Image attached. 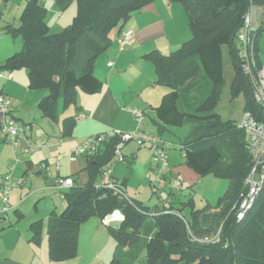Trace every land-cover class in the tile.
Instances as JSON below:
<instances>
[{"label": "trees", "instance_id": "trees-1", "mask_svg": "<svg viewBox=\"0 0 264 264\" xmlns=\"http://www.w3.org/2000/svg\"><path fill=\"white\" fill-rule=\"evenodd\" d=\"M55 1L66 9L73 0ZM155 1L77 0L78 14L73 23L52 34L43 1L27 0L20 25L7 24L1 28L23 40L22 50L9 57L1 69H9L10 73L26 69L29 89L48 91L38 103L42 117L58 122L64 110L76 106L79 91L89 95L100 92L102 82L95 75L98 58L113 45L114 32L119 29L122 32L135 12ZM168 1L185 6L192 37L167 55L154 51L144 57L155 65V83L169 89L161 104L154 108L155 122L160 131L189 126V134L180 147L185 165L198 175L212 173L229 179L230 191L216 206L209 204L201 210L195 208L190 195L180 208L171 205L168 210L152 211L128 197L125 190L118 194L97 188L102 168L115 153L117 141H108L95 156L84 157L89 163L87 184L64 191L66 208L61 214L52 212L48 219L49 257L53 262L77 256L79 230L84 222L92 217L104 221L119 211L123 215L121 226L108 227L116 241L110 264H138L144 252V264H264V203H257L240 222L233 209L245 193V181L252 166L248 138L237 123L223 120L217 111L227 81L226 54L233 71L231 100L243 94V112L263 119V111L253 96V85L243 72L237 38L245 16L253 6H264V0ZM263 30L264 27L251 31L256 69L264 67L258 49ZM77 118L78 114L63 120L61 138L72 136ZM42 167L45 166L41 164ZM125 185L122 182L123 188ZM173 211L183 215L187 222ZM222 223L219 242L202 244L192 240L190 233L197 237L210 235ZM44 227L43 221L30 226L31 242L41 239Z\"/></svg>", "mask_w": 264, "mask_h": 264}, {"label": "rangeland", "instance_id": "rangeland-1", "mask_svg": "<svg viewBox=\"0 0 264 264\" xmlns=\"http://www.w3.org/2000/svg\"><path fill=\"white\" fill-rule=\"evenodd\" d=\"M42 1L48 9L46 21L50 26V31L52 34L62 32L66 27L73 23L75 17L78 14L77 0H73L66 9L60 8L55 0ZM26 4L27 0H10L8 3L4 0H0V71H4L6 74L10 73L9 69H1V67L5 65L6 60L9 57L22 50L23 40L21 36L15 37L12 34L4 33L1 28L6 26L7 24L18 27L20 25V16L24 8L26 7ZM178 4H180V6L183 8L182 10L184 14L187 15L185 6L181 3ZM148 6H146L145 8H147ZM135 13L126 22L127 27L133 24L132 20L135 16ZM86 22H89L88 19L86 20ZM176 25L178 26V22L174 24V22L170 21L167 31V34H169V36L171 35L170 33L172 31V33L174 34V26ZM185 28L187 30L186 38H183L182 41L187 42L192 37L189 21L188 24H186ZM119 32H121V29ZM166 41V36H162L160 43L165 44ZM151 63L155 68L154 63L152 61ZM12 73L14 79L7 80L4 77H0V94L2 91H4V94H6L12 100V108L16 109V114H20V110H22V112L26 111V114L24 115L25 122L21 123L28 131H30V133H32L35 139H37L39 136L55 137L53 128L49 126L48 121L44 120L38 110L39 102L36 104L37 100L32 96L35 93L42 94V92L30 90L28 87V71L26 69H22L12 71ZM230 74H232L231 63L229 57L225 54V75L227 81L217 111L221 114L223 120H232L236 124L238 123L240 115H242V112L244 110L245 96L243 94H240L234 101L231 100L230 85L232 76ZM157 87L158 89L165 88L167 92L169 91V89L165 86L157 85ZM42 91H44L45 93L47 92L46 95L48 94V91ZM60 106L62 108V101L60 102ZM128 109L140 108L129 106L127 110ZM75 114H77L75 105H71L69 109H67L66 111L64 110L62 118ZM148 114L151 115V113ZM146 120L148 121L149 127H154L151 118H147L146 116ZM32 122L34 123L32 125L33 130L32 126H29V123ZM146 132L158 135L167 145V152L169 151V164H172V167H175L174 163H176V168L180 170L181 175L179 176V172L176 173L173 184L171 182V179L173 178L171 177V173H169V176H167L166 178L167 186L162 189L159 188V184L155 181V175L153 171L154 164L152 148L148 145L145 147H141L136 141L128 142L122 149L123 155L126 157V162L118 165L114 171V173H116V177L121 182H126V188H124V190L126 191V195L128 197L140 201L144 206H148L150 208L154 207L155 205H160L163 207V204H167L168 202H171L174 207L180 208L181 203L186 202L189 196L192 195L195 202V208L197 210H201L209 204L212 206H216L220 200L227 197L231 186L229 179L218 177L212 173L204 176L195 173L197 177H194L193 181H191V179L187 176L189 167L184 165L185 158L180 147L189 134V126H185L182 128H169V131H163V133H159V130L157 128L154 133L148 132L147 129ZM2 144L3 142H0V186L3 182L2 178L4 179V177L10 172V167L12 164L11 162L15 157L13 149L11 147H8L7 149L2 150ZM171 152L174 154L173 160H170ZM61 153L62 155L60 154V159L57 160L54 157L52 158V161L48 160V167L45 166L46 164L44 165L46 167V173H40V170H42V168L40 169V165H35L29 172L28 176H24L25 178H23L28 182V187L23 185L24 187L20 186L11 192L9 200L12 207L10 208L9 212H7L6 218H1L0 223V228H6L3 232H1L0 235V264H4L5 256L13 257L10 260V262H12L11 264L26 259V262H22L20 264H30L33 259H36L33 264H62L53 263L50 261L48 254V239L46 227H44L41 239L38 242H30L33 234L32 232H29V226L32 222L40 219L43 215L44 217L48 215L47 211L50 209L49 205L50 207L54 205V199L52 198V196L56 194V196L62 197L60 193H57V191L55 192L54 190V179L57 177L58 173L57 168L60 169L61 167V169L63 170H68V168H70L75 161L65 156L68 155L67 152ZM39 154H42V152ZM39 154L33 156V159ZM83 158L84 157H82L81 160L86 162V160ZM129 158H131V160ZM57 161H59V163H57ZM26 170V168L24 169L23 167H20L18 172L16 171L17 176L23 177L22 174ZM150 175H152L151 178ZM178 187H181L182 190H178ZM16 204L17 206L13 207V205ZM15 209H20L25 214V218L22 219L16 226L17 230H19V232L23 234L24 238L22 239H20L19 235H16L17 231H13L10 230V228H7L10 225V222L14 223L17 221V216L14 212ZM189 212V209L185 211L187 215L189 214ZM4 215H6V213L1 214V217ZM95 218L97 217H92L83 224L86 223V225L90 226L93 221H100L99 218ZM110 219L111 228L118 229L123 222V215L119 211H116L112 215H110ZM222 225L223 223L217 230H215L214 233L210 235L217 233L220 229L222 231ZM212 226L214 227L215 224H212ZM106 230L107 231L105 232V234L107 235V237L95 236L94 238H92L90 235H83L82 256H80V227L78 237V254L77 256L73 257L71 259L72 261L70 260V262H72V264L73 262L75 264H79L81 263L83 257L86 260H89L96 253H98L100 249L104 248L103 258L110 264L116 250V241L110 236L108 229ZM210 235H205L203 237ZM26 240H29V243L31 244L29 247H27L28 243H26ZM42 252H44V256L42 255ZM144 256L145 252L143 253V256L141 255V259L139 260L138 264H144Z\"/></svg>", "mask_w": 264, "mask_h": 264}, {"label": "crops", "instance_id": "crops-1", "mask_svg": "<svg viewBox=\"0 0 264 264\" xmlns=\"http://www.w3.org/2000/svg\"><path fill=\"white\" fill-rule=\"evenodd\" d=\"M182 9L183 8L178 3H171L168 0H157L147 8L142 9L139 12H136L132 20L133 24L127 27L125 23L122 32H119L120 29L117 30V32L113 36L114 37L113 45L108 49V51L105 54L101 55L98 58V61L96 63L95 75L102 82V89L97 94H92V95H89L82 91H79L78 93V100L75 106V110L77 111L78 118L72 136L64 139L61 138L62 123L63 120L66 118V117L65 118L63 117L64 119L62 118L63 113L61 114V117L58 122H52L44 118V120L48 121L49 126L52 127L54 130L55 137L47 136L51 141L52 146L50 148H46L30 156L29 158L23 159L22 162L17 166L15 172L16 171L18 172L20 167H23L24 169L26 168L27 170L22 174L23 176L26 177L28 176L29 172L33 169L35 165L37 166L40 165L39 166L40 169H41V164L43 165L46 164L45 166L48 167L49 165L48 160L52 161V158L54 157L57 160L60 159L62 155L61 152L70 153L79 143H81L85 138L89 136L101 134L110 129H116L125 132L133 130L136 124L132 114L127 110L129 106L144 109L147 112V118H151L154 127H149L148 121L146 120L145 130L147 129L148 132L154 133L157 128L159 130V133L161 132L163 133V131H160L159 126L155 122L156 114L154 108L158 107L161 104L162 99L166 94L167 90L165 88L158 89L157 85L155 84L157 77L156 70L153 64L150 61L146 60L144 57L145 55L154 51H160L161 53L167 55L175 51L178 47H180L184 43L182 39L186 38L187 30L185 26L186 24H188V18L187 15L184 14ZM249 13L252 18V23H251L252 29H258L264 27V6H253ZM170 21L174 22V24L178 22V26L177 25L174 26L175 32L173 34L172 31L170 33L171 35L169 36V34H167V31ZM129 30H132L135 33L134 42L126 50L121 51L118 45V39L121 37V34L123 32ZM162 36L164 37L166 36L167 41L165 44L160 43ZM258 49H259L260 57L264 61V30L262 31V34L260 35L258 41ZM11 74L13 76V73ZM230 75L232 76L231 78V82H232L233 71L232 74ZM2 92L4 93V91ZM39 92H42V94L35 93L34 95H32L37 100L36 104L40 102V100L44 96H46L47 93V92L45 93L44 91H39ZM12 107H13V103H12ZM16 112H17L16 109L12 108V113L18 119H20L21 122H25L24 115L26 114V111L22 112V110H20V114H16ZM148 113H151V115H149ZM53 123L56 124L54 125ZM33 124L34 123L32 122V125ZM32 130H33V126H32ZM165 131H169V129ZM2 145H3L2 150L11 147L7 143H3ZM41 152L42 154H39ZM37 154L39 155L36 156L34 160L33 156ZM167 154L169 158V151L167 152ZM173 157L174 154L171 152L170 160H173ZM83 159H85L86 162L82 161L80 158L77 162L75 161L73 165L70 168H68V170H63L61 169V167L60 169L57 168L58 173H57V177L54 179V190L55 192L57 191V193H60L62 197L56 196V194H54L52 196V198L54 199V205L51 207L49 205L50 209L47 211L48 215H46V217H44L43 215L40 219H37L34 222H32L30 226L35 222L43 221L46 227V224L52 212L61 214L66 208L67 202L64 197V192L55 189L56 181L59 178L71 177L75 180L76 185L87 184L89 180V173L87 170L89 163H88V159L86 158ZM129 159L131 160V158ZM174 166L175 167H172V164L171 165L169 164L168 173H167V176H169V173H171V177L173 178L171 179V182L173 184L176 173L179 172L178 173L179 176L181 175L180 170L176 168L177 167L176 163H174ZM188 171H187V176L191 179V181H193L194 177L197 176L195 172L190 168H188ZM17 172H16V176H17ZM44 172L40 170V173H44ZM113 175L115 179L119 180L116 177V173H114ZM167 176L165 178H167ZM100 182H101V178L99 177L96 184L98 185L100 184ZM24 186L28 187L27 181ZM171 205H172L171 202H168L167 204L164 203L163 207L160 205H155L154 207L152 208L149 207V208L152 211L154 210L164 211V210H168V208H170ZM14 206H17V204L13 205V207ZM14 212L15 215L17 216V221L14 223L10 222V225L7 228H10V230L13 231H17L16 235H19L20 239H22L24 238L23 234H21L19 230H17L16 226L22 219L25 218V214L20 209H15ZM6 216L7 215L3 216V218L5 219ZM30 226H29V232H31ZM108 227H111L110 216L107 217L104 221L101 220L100 221L96 220L95 222L93 221L90 226L86 225V223L81 225V244H79V248H80L79 255L82 256L83 235H90L92 238H94L95 236L107 237L105 232L107 231L106 229H108ZM1 228H3V230H1ZM1 228H0V235L1 232H3L6 229L4 227ZM26 243H28L27 247L31 245L29 243V240L28 241L26 240ZM103 252H104V248L100 249L98 253H96L89 260H86L83 257L81 263L79 264H107L108 262L103 258ZM48 254H49V246H48ZM42 255L44 256V252H42ZM12 258H13L12 256L11 257L5 256L4 264H11L12 262H10V260ZM26 261L27 259L20 262L17 261L14 264H20ZM35 261L36 259H33L30 262V264H33ZM53 263L72 264L70 260L63 262H53ZM73 264L75 263L73 262Z\"/></svg>", "mask_w": 264, "mask_h": 264}, {"label": "built area", "instance_id": "built-area-1", "mask_svg": "<svg viewBox=\"0 0 264 264\" xmlns=\"http://www.w3.org/2000/svg\"><path fill=\"white\" fill-rule=\"evenodd\" d=\"M252 18L250 13L245 16L243 27L238 35L239 56L243 60V72L249 77L253 85V96L257 105L262 109L264 114V67L262 69L255 68L253 38L251 36ZM135 39V33L132 30L125 31L118 39V45L121 51L130 47ZM112 65V64H110ZM0 77L13 79L11 73L6 74L0 72ZM134 117L136 126L133 130L125 132L116 129H110L104 133L92 135L85 138L79 143L66 157L73 161H77L82 157L95 156L105 145L106 142L116 140L115 153L112 159L102 168L101 182L97 188L113 190L118 194L124 193L122 182L115 179L114 170L123 162L126 157L123 155L122 149L128 142L136 141L139 146H150L153 150V164L155 181L159 184V188L167 186L166 176L169 168V158L167 154V145L162 139L155 134L147 133L145 130L146 113L145 110L128 109ZM0 142L7 143L14 151V159L10 167V172L4 177L0 186V223L1 214L9 212L10 194L11 192L25 185L26 181L23 177L14 174L17 166L23 159L31 154L39 151L41 148L51 147V141L45 136H39L35 139L30 135L29 131L18 121L12 114V100L4 93L0 94ZM238 127L243 129L248 138V152L251 156L252 166L245 181V193L234 207L237 220L240 222L253 211L257 203H264V115L263 119L257 118L251 112H243L237 123ZM59 163V161L57 162ZM42 170H46L42 167ZM152 175H150L151 178ZM76 182L71 177H62L56 181L55 189L64 192L74 188ZM182 190L181 187L177 188ZM172 213L179 216L183 215L173 211ZM5 216V215H4ZM186 221V220H185ZM187 222V221H186ZM189 228V227H188ZM221 229L210 236L197 237L190 233L192 240L202 244H213L220 241Z\"/></svg>", "mask_w": 264, "mask_h": 264}, {"label": "water", "instance_id": "water-1", "mask_svg": "<svg viewBox=\"0 0 264 264\" xmlns=\"http://www.w3.org/2000/svg\"><path fill=\"white\" fill-rule=\"evenodd\" d=\"M1 118V117H0Z\"/></svg>", "mask_w": 264, "mask_h": 264}]
</instances>
